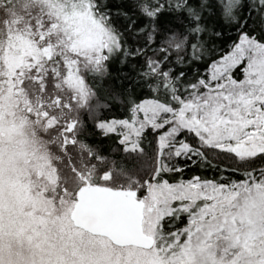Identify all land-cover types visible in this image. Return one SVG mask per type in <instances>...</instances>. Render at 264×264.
<instances>
[{
  "label": "snow or ice",
  "instance_id": "6c2138e0",
  "mask_svg": "<svg viewBox=\"0 0 264 264\" xmlns=\"http://www.w3.org/2000/svg\"><path fill=\"white\" fill-rule=\"evenodd\" d=\"M0 264H264V0H0Z\"/></svg>",
  "mask_w": 264,
  "mask_h": 264
}]
</instances>
